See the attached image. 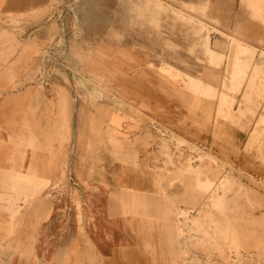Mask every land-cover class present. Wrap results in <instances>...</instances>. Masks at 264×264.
<instances>
[{
  "label": "rangeland",
  "instance_id": "obj_1",
  "mask_svg": "<svg viewBox=\"0 0 264 264\" xmlns=\"http://www.w3.org/2000/svg\"><path fill=\"white\" fill-rule=\"evenodd\" d=\"M3 3H12L14 11L0 12L1 27L8 29L0 30V49L19 40L36 57L12 93L28 86L45 93L0 95V127L11 124L22 107L39 103L57 160L53 176L13 219L14 230L0 232V264H122L123 251L130 254L126 264L153 259L264 264V178L249 175L205 141L186 137L143 108L144 115H125L129 109L116 98L121 80L139 94L156 84L168 99L178 101L177 90L193 95L195 115L204 121L200 131L208 124L204 137L211 127L216 136L244 131L245 150L264 165V92L257 93L258 107H241L251 103L258 83L264 90V0H237L236 10L222 17L212 15L210 0H0V9ZM130 54L142 75L129 66ZM168 65L173 69L164 73ZM124 70L129 75L120 78ZM166 75L177 76L176 87L167 84ZM212 81L221 82L222 91ZM243 83L246 90L235 108ZM142 95L131 97L144 102ZM203 100L211 101L212 111ZM142 124L156 143H134V160L139 170L145 171L143 163L162 167L157 174L165 175V186L160 210L147 213L139 236L127 227L129 214H121L128 202L122 193L126 188L149 196L153 188L133 172L126 148L118 154L113 142L133 141L139 135L134 125ZM103 127L113 131L107 144L113 154L105 151ZM7 135L0 131L1 143ZM29 151L40 163L42 153ZM201 157L207 164H200ZM28 170L39 174L40 165ZM10 219L9 210L0 211L2 222ZM142 244L162 251H147L145 257ZM82 253L94 261L80 260Z\"/></svg>",
  "mask_w": 264,
  "mask_h": 264
},
{
  "label": "crops",
  "instance_id": "obj_2",
  "mask_svg": "<svg viewBox=\"0 0 264 264\" xmlns=\"http://www.w3.org/2000/svg\"><path fill=\"white\" fill-rule=\"evenodd\" d=\"M237 0H210V10L212 15H217L222 17L225 13H232L236 10ZM4 7H9L10 10H4ZM1 13L7 14V16H11L10 12L14 11L13 4L3 3L0 9ZM32 10V9H30ZM4 11V12H3ZM23 15H25L23 13ZM1 27L0 23V30ZM38 43V42H37ZM0 95L4 97H12V96H24L26 94L39 93L44 94L45 90L40 86H28L24 91H20L15 94L12 93L15 89L18 88V84L20 83V75L22 72L29 73L33 69L35 53L32 47H23L20 46L19 40L16 41L15 46H11L7 50L0 49ZM129 59L132 60L129 63V66L138 67L135 68V73L142 75L144 73V69L142 66H139L140 63L136 62L131 54L129 55ZM172 71V66H166V68H162V71L168 70ZM126 70L120 74V78H124L125 75H129V73L125 74ZM129 71V70H128ZM137 71V72H136ZM130 72V71H129ZM167 72V71H166ZM165 73V72H164ZM249 75V74H248ZM167 76V75H166ZM177 76L171 75L167 76V83L171 87H176L173 79H176ZM128 80V78H126ZM211 86L215 87L216 91H222V83L220 84L212 81L210 82ZM120 87V92L116 96L118 102H123L129 111H126L125 115L131 116H140L144 115L142 112V108L144 109L145 114L152 115L157 118H161L170 125L178 127L179 131L183 135L188 138L196 139L199 138L205 141L207 147H209L215 154L219 157L229 160L234 163L238 168L243 171H246L249 175L257 177L258 179L264 178V165L256 159V156L251 152L248 153L245 150L246 145H248V135L241 130H228L230 134L223 135V133L219 136L213 134V128L209 129L210 134L206 137L203 136L202 132L206 131L207 125L201 130L199 128V124L204 121H200L195 115V105H194V97L184 92L176 91V96L179 98L178 101L168 99L163 95L162 89L155 84L153 90L149 92H141L139 94L137 90L131 89V86L127 84L124 85L123 81L118 85ZM219 87V88H218ZM221 88V89H220ZM149 89V88H148ZM246 90V83H243L240 88V94L237 96V103L235 108L238 106L239 100L243 98V93ZM153 91V93H152ZM253 92L255 93L250 99V104H243L241 107H258L261 103L257 93H263V85L258 83L254 88ZM142 93H144V102L137 101L135 98L131 97V94L135 97H139L140 95L143 97ZM264 95V94H262ZM264 97V96H263ZM136 101H135V100ZM135 102V103H134ZM217 102L214 105V119L213 125L215 123L216 118V107ZM244 102V101H243ZM262 107H264V101L262 102ZM203 104H209L212 111L211 101L203 100ZM37 107H33V104L30 103L27 106L22 107L16 119L6 126L5 128L0 127L1 130L7 131V143L3 144L0 142V211L1 210H9L11 215V219L9 222L4 223L0 220V232L10 233L14 230L13 219L16 217H20V213L23 211L22 206L25 202L30 201L35 195L38 194L40 187L43 185V182L51 178L55 173V165H56V152L52 150V146H54L53 142H50L49 136L47 135L48 126L45 124V116L47 115L45 111L40 109L39 103ZM235 111V109H233ZM152 119V117H149ZM258 116H256V119ZM193 123V125L191 124ZM211 122V115L208 123ZM221 123V122H219ZM143 125V124H142ZM134 125L136 129H138L139 135L133 138V141L128 140L126 138H122L121 142H117L116 140L113 142V145L118 149V154L122 151L123 148H126L127 154V162L132 166V170L134 173L139 172L140 182L143 183L145 180L146 183L153 188L151 194L146 195L147 192L143 193H135L130 192L124 188L123 197L127 199V203H124L122 206L121 214H129V218L127 220V227L131 228L136 232L139 236L141 235V231H144L143 222L146 219V215L148 212L160 210V204H162V187L165 186L163 180L165 179V175L163 174L158 178L157 167L158 169L162 168L160 166H153L150 168L147 164H142L145 167V171L139 170L141 165L134 160L133 155L135 152L133 151V144L136 143L139 146H149L151 143H156L152 136L147 131L146 125ZM221 131V130H220ZM102 132L105 133L104 144L105 151L113 154L112 149L108 144L110 138L114 136L113 131L109 128L102 129ZM91 133L95 135V131L92 129ZM201 133V134H200ZM184 139V138H183ZM101 140L97 141L96 148L92 151V155L89 158L90 160H94L95 156L98 154L101 148L99 147L101 144ZM159 148L161 149V142L157 143ZM30 148L39 150L42 153V160L40 163L33 160L30 156ZM206 156L209 158V155H212L207 152H202V156ZM214 156V155H212ZM94 157V158H93ZM215 157V156H214ZM208 159H202L200 164H207ZM40 165L39 174H35L30 172L28 168L30 166ZM24 169V170H23ZM138 174V173H137ZM161 179L162 182L159 180ZM133 185H137L139 183L138 178L131 180ZM189 184V183H188ZM158 186V187H157ZM33 195V196H32ZM114 202L117 200L114 198ZM43 203V202H41ZM126 204V205H125ZM110 210V218L115 213L114 205H111ZM117 213V212H116ZM134 223V224H133ZM143 245L144 256L147 251L152 252H161L162 250H157L150 248L148 249ZM155 254L154 256H156ZM160 256V254H158ZM130 254L129 252L123 251L121 254L122 264H126L129 262ZM80 260L82 261H94L92 256L82 253ZM149 264H184L183 260H169L164 263L161 259H153L149 260ZM184 262V261H183Z\"/></svg>",
  "mask_w": 264,
  "mask_h": 264
},
{
  "label": "bare ground",
  "instance_id": "obj_3",
  "mask_svg": "<svg viewBox=\"0 0 264 264\" xmlns=\"http://www.w3.org/2000/svg\"><path fill=\"white\" fill-rule=\"evenodd\" d=\"M255 1H258V0H255ZM245 95H248V94H245ZM245 95H244V97H245ZM33 196V195H32ZM177 234V233H176ZM178 237V236H177ZM178 239V238H177Z\"/></svg>",
  "mask_w": 264,
  "mask_h": 264
}]
</instances>
